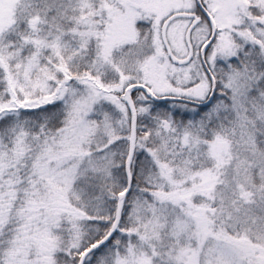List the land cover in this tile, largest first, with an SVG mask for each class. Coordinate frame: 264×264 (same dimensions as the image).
<instances>
[{
	"label": "trees",
	"instance_id": "1",
	"mask_svg": "<svg viewBox=\"0 0 264 264\" xmlns=\"http://www.w3.org/2000/svg\"><path fill=\"white\" fill-rule=\"evenodd\" d=\"M73 1L19 0L14 24L0 31V264H79L80 255L109 235L117 219L119 195L128 186L126 165L133 121L126 103V91L131 88L134 89L130 95L136 117L135 147L130 163L131 188L114 237L85 264L100 261L120 264L126 258L127 248L124 247L132 236L128 234L118 246L113 247V244L129 225V213L135 203L140 202L141 211L146 209L145 204L186 205L199 182L198 175L218 172L215 163L218 159L213 161L210 153L217 143L227 144L232 163L229 169L233 168L234 174L226 173L218 181L221 186L218 193L223 200L216 206L223 209L225 216L233 215L236 227L245 223L243 225L251 231V221L264 223V206L256 209L252 204L258 198L256 185L260 182L257 176L264 177V46L255 41L252 50L248 45L242 49L244 43L241 42L236 59L220 63L209 58L207 65L212 70L216 87L212 104L205 108L149 98L148 94H152L147 87L149 82L143 84L141 79V67L147 58L140 55L135 56L137 59L133 62L125 60L114 70L103 68L100 83L91 77L100 85H113L109 96L124 98L125 108L107 104L103 100L107 89H100L101 96L86 116L92 133L63 165V169L72 168L75 172L71 189L56 206L44 202L48 192L44 185L35 182L37 176L33 177V173L39 167L36 162L49 150H54V145L58 151L59 145L68 141L73 103L62 104L58 91L48 100H40L37 96L35 101L26 102L14 87V67L37 55L25 42L27 39L31 43L53 41L59 46L61 60H69L66 70L70 73H61L56 77L60 83L52 81L49 85L64 88L84 77L93 59L80 57L78 43L69 44L63 36L70 33L79 17ZM256 17L252 19L264 18V13ZM35 19L39 32L33 36ZM256 25L264 28V23ZM138 30L142 37L149 38L148 24L140 23ZM130 49L132 47L127 46L121 52ZM138 49L140 45L133 51L138 52ZM259 52L263 57H258ZM51 54L50 50L39 54L40 63L45 62L43 57ZM118 75L127 80L125 86L130 88L116 90L120 84ZM136 87L144 90H135ZM83 95L81 87H77L76 96ZM111 118L116 121L109 120ZM242 164L246 165L244 174L251 182L236 178L229 185L226 179H232ZM195 199L198 202L195 205L206 203L209 208L213 205L206 201L205 195H196ZM42 217L49 220L45 222L46 228L40 224ZM43 231H47L50 245L48 248V243H43L44 248L38 249L32 246L30 237L37 236L39 240ZM227 232L234 244L241 241L242 249L248 254L255 253L252 248L255 234L244 232L242 239H238L237 233L232 235V230L228 229Z\"/></svg>",
	"mask_w": 264,
	"mask_h": 264
},
{
	"label": "rangeland",
	"instance_id": "2",
	"mask_svg": "<svg viewBox=\"0 0 264 264\" xmlns=\"http://www.w3.org/2000/svg\"><path fill=\"white\" fill-rule=\"evenodd\" d=\"M94 1H73L79 17L70 33L63 34L69 44L78 43L77 52L80 53V57L93 59V63L86 68L84 77L79 79L81 81L76 80L64 88H53L49 85L52 81L59 84V79L56 77L61 73H70L66 70V63L69 60H61L59 46L53 41L41 43L35 40L31 43L30 39H27L25 42L32 46L31 49H35L37 55L27 62L17 63L14 67L16 68L14 87L26 102L35 101L37 96L40 100H48L58 91L57 95H60L62 104L73 103V108L70 109L73 119L67 120L71 126L68 141L59 145L58 149L61 151H56L54 145V150H49L41 161L36 162L39 167L33 173V177L37 176L36 184L44 185L48 192L44 202L52 206L63 202L65 194L71 189L75 172L72 168L63 169V165L67 163L68 156L73 154L84 138L90 132L92 133V127L86 122V116L92 111L97 98L101 96L100 89L103 87L107 89L104 93L106 98L103 99L107 104L118 109L125 108L122 101L124 98L119 100L114 98V95L109 96V89L113 85H100L91 77H95L100 83L99 75L103 68L109 67L114 70L125 60L133 62L137 59L135 56L140 55L147 58L141 67V79L143 84H146L148 80L147 87L152 90H149L150 93L157 97H181L206 103L211 94L212 82L207 77L199 55L206 57L207 63L212 55H215L216 61L225 63L231 58H238L237 51L241 42L244 43L242 49L248 45L252 50L256 45L255 42L264 46V28H258L256 25V23L263 24L264 18L252 19L264 13V0H203L207 10L214 17L218 35L210 50H206L213 27L203 20L192 36V46L197 56L184 66L172 64L168 59L160 29L165 19L176 13L177 9L182 12H194L195 0ZM18 2L19 0H0V31L14 24V11ZM37 23L36 19L32 22L33 36L39 32ZM140 23L148 24L149 38L140 35L138 30ZM190 25L192 22L188 20L175 21L167 32L169 45L176 58L180 60L188 57L185 35ZM34 44L37 48L33 46ZM139 45L138 52L133 51V48ZM127 46H131L132 49L122 53L121 50ZM44 50H50L52 54L43 57L45 62L40 63L38 56ZM122 54L124 57L121 58ZM258 55L260 58L263 57L260 52ZM51 63L56 64L52 67ZM221 67L220 65V70H222ZM32 74L33 77H31ZM118 76L120 84L116 90L121 92L122 89L130 88L125 86L127 80H124L121 75ZM77 87H81V92L84 93L80 98L76 96ZM109 120L116 121L115 118ZM210 153L213 161L215 158L218 159V163L215 161L218 172L198 175L199 182L195 184V190L192 189L190 201L186 200V205L183 204L181 207L175 204H161V206L157 203L145 204L146 209L141 211L140 202L134 204L129 213V225H126L127 228L122 230L113 244V247L118 246L128 234L132 236L131 241L124 247L127 248L126 258L120 264H264V237H262L264 223L261 220L260 222L251 221L249 225L251 231L243 225L245 223H239L236 227L234 221L232 222L233 215L225 216L223 209L220 208V210L216 206L223 200L218 193V187L221 189V186L217 184L218 181H221L226 173L229 176L234 174L233 168L229 169L232 164L231 152L227 149V144L223 142L213 146ZM245 169L246 165L242 164L239 172L235 170L236 173L232 179H226L227 183L232 185L236 178H240L242 182H251L244 174ZM257 181L260 182L256 185L258 198L252 204L259 209V206H264V177L258 175ZM200 194L206 196V201L213 203L211 208L206 203L195 205L198 203L195 196ZM175 210L176 213L173 212ZM226 214L228 215L227 212ZM46 221L49 222L44 217L40 220V224H43L45 228ZM246 222L249 221L246 220ZM226 225L229 232L232 230V235L237 233L238 239H242L244 232L255 234V244L250 243L257 256L254 252L248 254L242 249L243 242L239 241L237 243L239 246L234 244L227 229L224 228ZM42 236L39 240L37 236H31L32 246L34 244L38 249H42L43 243H48L49 248L47 231ZM93 264H103V262Z\"/></svg>",
	"mask_w": 264,
	"mask_h": 264
},
{
	"label": "water",
	"instance_id": "3",
	"mask_svg": "<svg viewBox=\"0 0 264 264\" xmlns=\"http://www.w3.org/2000/svg\"><path fill=\"white\" fill-rule=\"evenodd\" d=\"M196 2H197V5L199 6V8L202 10L204 15L210 20V22H211V24L213 26V34H212L210 42L208 43V45H209V44H211L214 41V39L216 37V27H215L213 19L208 14V12L204 9L201 1L200 0H196ZM178 19H195L194 23L191 25V27L189 28V30H188V32L186 34V44H187L188 49H189V56H188V58L186 60H179L173 55L172 50H171V48L169 46V43H168V40H167V29H168V27L170 26V24L172 22H174L175 20H178ZM198 22H199V19H197L196 16L193 15V14L178 13V14H175V15H172L171 17H169L165 21V23L163 24V26L161 28L162 42H163V45L165 47V50L167 52V55H168L169 59L175 65L184 66V65L189 64L191 62V60L193 59V48L191 46V34L194 31V29L196 28ZM207 73L211 76V74L208 71V69H207ZM212 81H213V84H214V80L213 79H212ZM127 98H128L127 99V103L129 105V108H130V111H131V114H132V117H133V123H134L133 129H132L133 131H132V140H131V151H130V155H129V158H128V161H127V165H126V171H127V177H128V187H127V190L123 194H121L119 196V206H118V211H117L118 212L117 213V219H116V223H115L111 233L102 242H100L96 246H94V247L90 248L89 250H87L82 255L79 264H84L85 261L89 258V256H91L97 250H99V249L103 248L104 246H106L107 243L110 241V239L112 238V236L115 233L116 227L119 224V220H120V216H121V211H122L124 200L127 198L128 193L130 191V187H131L130 161H131V158H132L133 153H134V145H135V116H134V109H133V106H132L131 101H130L129 93H127ZM153 99L154 100H159V99H156L155 97ZM170 100L183 101V102H186V103L198 105L200 107H207L212 101V96H211V99L209 100V102H207V103H195V102L181 100V99H170Z\"/></svg>",
	"mask_w": 264,
	"mask_h": 264
},
{
	"label": "flooded vegetation",
	"instance_id": "4",
	"mask_svg": "<svg viewBox=\"0 0 264 264\" xmlns=\"http://www.w3.org/2000/svg\"><path fill=\"white\" fill-rule=\"evenodd\" d=\"M190 21H191V20H190ZM213 57H215V55H214Z\"/></svg>",
	"mask_w": 264,
	"mask_h": 264
}]
</instances>
